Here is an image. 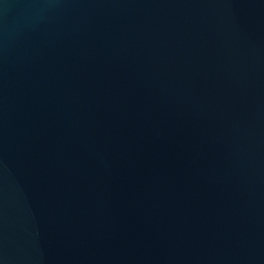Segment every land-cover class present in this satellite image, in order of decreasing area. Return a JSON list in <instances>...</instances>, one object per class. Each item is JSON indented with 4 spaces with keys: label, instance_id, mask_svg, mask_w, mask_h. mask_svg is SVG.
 <instances>
[{
    "label": "water",
    "instance_id": "obj_1",
    "mask_svg": "<svg viewBox=\"0 0 264 264\" xmlns=\"http://www.w3.org/2000/svg\"><path fill=\"white\" fill-rule=\"evenodd\" d=\"M0 264H264V0H0Z\"/></svg>",
    "mask_w": 264,
    "mask_h": 264
}]
</instances>
